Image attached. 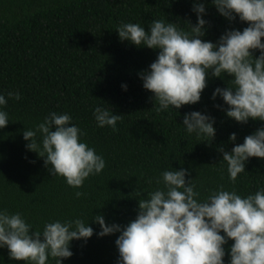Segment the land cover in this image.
I'll list each match as a JSON object with an SVG mask.
<instances>
[{
	"label": "trees",
	"instance_id": "trees-1",
	"mask_svg": "<svg viewBox=\"0 0 264 264\" xmlns=\"http://www.w3.org/2000/svg\"><path fill=\"white\" fill-rule=\"evenodd\" d=\"M201 2L208 21L202 39L215 43L226 29L247 26L238 17L229 22L219 15L211 0ZM192 5L193 0H0V93L21 94L19 100L6 95L10 121L0 129V209L20 212L34 229L55 219L89 220L93 236L72 241L73 255L63 264H117L119 233L98 237L99 225L92 217L102 214L106 223L120 225L135 219V193L156 188L165 169H186V180L194 179L201 197L221 185L241 195L264 187V159L249 158L235 182L220 161L219 148L231 151L234 146L231 133L237 135L235 143H243L246 135L264 127V121L251 119L237 123L214 106L224 102L211 98L213 90L225 87L230 77L209 76L198 103L157 112L139 73L148 69L158 50L121 41L115 30L121 23L139 22L147 31L153 19L194 25ZM253 55L259 52L253 50ZM98 105L121 115L115 130L97 126L93 109ZM194 110L215 118L212 141L184 130L183 115ZM53 111L69 113L84 133L81 139L106 162L101 173L90 175L78 189L53 177L43 158L25 147L24 128ZM231 243L225 245V264ZM0 264L23 262L10 259L5 247L0 248Z\"/></svg>",
	"mask_w": 264,
	"mask_h": 264
},
{
	"label": "clouds",
	"instance_id": "clouds-1",
	"mask_svg": "<svg viewBox=\"0 0 264 264\" xmlns=\"http://www.w3.org/2000/svg\"><path fill=\"white\" fill-rule=\"evenodd\" d=\"M211 4L229 22L238 17L247 26L226 29L215 43L202 39L208 24L206 6L193 0L194 25L153 19L147 31L139 22L121 23L115 30L121 41L158 50L148 69L139 73L142 87L153 94L157 112L198 103L209 76H227L226 86L216 87L211 97L219 96L224 103L214 106L237 123L264 121V0H211ZM253 50L259 55L254 57ZM121 87L127 90V85ZM6 95L21 98L18 90ZM6 95L0 93V129L10 121L4 110ZM93 117L98 127L113 130L121 119L103 105L93 109ZM72 119L67 112H50L33 127L24 128L22 136L26 149L43 158L53 177H63L78 189L90 175L101 173L106 162L81 139L84 133ZM214 124L215 118L206 112L183 115L184 130L197 138L212 141ZM236 140L233 132L231 151L219 148L220 161L226 163L233 182L245 172L249 158L264 159V127L246 135L243 143ZM186 175V169L171 167L160 173L152 191L141 195L138 190L137 214L125 225L106 223L102 214L92 217L99 225L98 237L119 233L117 264H225L229 240L227 264H264V187L241 195L221 185L201 197L194 179L186 180ZM93 234L89 220L80 217L45 221L42 229H34L20 212L0 209V248L6 247L9 258L23 264H49L50 260L63 264L73 255L71 242H86Z\"/></svg>",
	"mask_w": 264,
	"mask_h": 264
}]
</instances>
